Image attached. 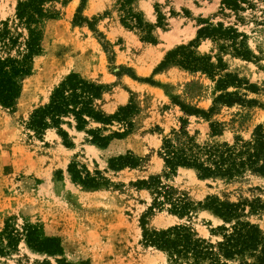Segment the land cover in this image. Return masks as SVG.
Returning <instances> with one entry per match:
<instances>
[{
  "label": "rangeland",
  "instance_id": "1",
  "mask_svg": "<svg viewBox=\"0 0 264 264\" xmlns=\"http://www.w3.org/2000/svg\"><path fill=\"white\" fill-rule=\"evenodd\" d=\"M22 1L0 0V29L8 21L13 34L26 35L15 19ZM123 1L85 0L78 16L97 33L85 23H73L80 0L44 3L48 18L37 26L41 53L32 58L30 73L20 79L14 106L0 105V233L6 226L18 234L26 226L37 227L60 240L62 254L37 253L21 236L16 248L0 257V264H171L164 253L142 244V221L148 231L185 225L198 237L216 242L223 222L204 207L208 198L228 203L259 200L263 209L249 214L246 208L244 220L264 233V177L247 172L234 179H199L186 168L167 177L158 155L162 138L182 129L199 144H232L238 138L250 140L254 129L264 125V0H252L251 6L243 5L238 12L222 10V0H148L140 11L132 9L141 18L138 26L126 19ZM206 22L232 27L244 36L254 56L250 60L220 52L209 39L200 40L195 51L219 55L225 72L254 85L255 92L247 85L229 87L226 92H237L256 105H219L205 118L193 110L208 112L212 107L221 93L216 90L217 77L212 80L174 65L153 73L168 51L195 40ZM70 73L102 86L94 107L106 118L131 103L135 113L128 118L130 128L115 120L110 124L89 121L81 131L74 124H62L66 141L55 128L46 129L40 137L30 130L32 113L48 103L52 90ZM106 73L117 79L98 82L99 75ZM110 103L117 106L113 112L106 106ZM210 123L216 124L219 135H211ZM97 130L102 136L126 132L99 147L90 141L89 133ZM127 153L138 161L135 168H109L110 159ZM72 164L81 177L88 174L100 186L87 188L74 181L68 169ZM150 178H158L173 199L190 202L194 208L190 215L169 214L167 202L147 213L154 195L140 182Z\"/></svg>",
  "mask_w": 264,
  "mask_h": 264
},
{
  "label": "trees",
  "instance_id": "2",
  "mask_svg": "<svg viewBox=\"0 0 264 264\" xmlns=\"http://www.w3.org/2000/svg\"><path fill=\"white\" fill-rule=\"evenodd\" d=\"M47 0H25L18 2L15 19L17 27L25 31L13 34L8 28V21L3 22L0 29V105L4 108L14 106L20 95V79L30 73L31 62L34 56L41 53L42 35L38 24L42 19L48 18L44 3ZM123 1V0H122ZM136 0H124L127 5V18L137 26L142 23L138 14L133 12L132 4ZM252 0H222V10L238 12L243 5L251 6ZM85 0H80L73 23L75 25L87 24L88 28L97 33L91 23L78 15L84 7ZM99 35V34H98ZM102 38V37H101ZM241 38V40H239ZM209 39L215 43L220 52L229 51L233 56L250 60L254 56L245 44L244 36L232 27H224L221 23H203L197 30L196 39L188 45L178 46L168 51L153 73L161 71L168 65L178 66L185 71L201 72L212 80L216 79V90L221 92L213 101L208 112L195 109L194 114L208 118L216 107L234 104L256 105L254 100H246L237 92H226L227 88H240L247 85V89L255 92L257 88L249 85L245 80L235 74L225 72L226 65L219 55H199L197 48L200 40ZM102 47L107 52L106 43ZM213 58L215 61H212ZM133 79L134 76L130 75ZM140 80V79H138ZM140 81L149 82L147 79ZM149 83L153 84L152 81ZM103 88L85 80L76 73L67 75L51 92L49 101L37 108L28 122V128L37 136H41L46 129L55 128L57 134L66 141L67 134L61 128L62 124L74 127L81 131L89 121L102 124L119 122L123 127L130 128L128 118L135 113L130 103L121 107L117 112L106 118L94 107V101L100 98ZM186 106L181 105L185 113H189ZM216 124L210 123L212 136L220 134L215 129ZM124 132H114L111 136H102L97 131H90L92 143L105 147L114 138H122ZM173 137L162 138L158 155L163 161L165 176L172 175L178 168L193 170L199 179L220 178L234 179L247 172L264 177V125H258L250 140L235 139L232 144L204 143L199 144L193 136L185 130L172 132ZM65 143V142H64ZM66 146L68 145L65 143ZM138 165L136 158L127 153L109 160V168L121 170L124 167L135 168ZM69 172L74 181L87 188H97L100 184L87 174L81 177L76 165L69 166ZM140 185L151 190L154 195L152 206L160 208L164 202L170 204L169 214L184 218L194 210L190 202L173 199L172 193L161 185L158 178L141 181ZM204 207L219 218L223 225L220 239L211 242L198 237L192 229L185 225H175L162 230L148 231L142 221V244L155 248L164 253L171 264H264V233L254 223L244 220L246 208L249 214H257L263 209L259 200L252 202L228 203L216 198H208ZM211 233L215 235L214 229ZM24 237L26 245L37 253L49 256L61 255L60 240L56 237L44 235L37 227L26 226L22 234L10 230L8 226L0 233V257H4L10 250H14Z\"/></svg>",
  "mask_w": 264,
  "mask_h": 264
},
{
  "label": "crops",
  "instance_id": "3",
  "mask_svg": "<svg viewBox=\"0 0 264 264\" xmlns=\"http://www.w3.org/2000/svg\"><path fill=\"white\" fill-rule=\"evenodd\" d=\"M148 0H136L134 1V3L132 4V9L133 10H139L141 9L142 6H145V5H148L147 2ZM117 79V77L109 74V73H106L105 75H99V78H98V82H103V83H111L113 81H115ZM107 108L110 109L109 112H113L117 106L115 105H112V103L110 104H106ZM106 108V109H107Z\"/></svg>",
  "mask_w": 264,
  "mask_h": 264
},
{
  "label": "bare ground",
  "instance_id": "4",
  "mask_svg": "<svg viewBox=\"0 0 264 264\" xmlns=\"http://www.w3.org/2000/svg\"><path fill=\"white\" fill-rule=\"evenodd\" d=\"M90 8H92V6H90V7H89V9H88V11H87V13H88V14H90V13H91V10H90Z\"/></svg>",
  "mask_w": 264,
  "mask_h": 264
}]
</instances>
